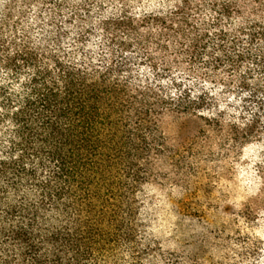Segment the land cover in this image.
<instances>
[{
    "label": "trees",
    "instance_id": "trees-1",
    "mask_svg": "<svg viewBox=\"0 0 264 264\" xmlns=\"http://www.w3.org/2000/svg\"><path fill=\"white\" fill-rule=\"evenodd\" d=\"M122 1L117 12L98 11L97 54L84 43L100 0L0 4V264H91L97 232L120 227L119 198L140 181L162 115L213 106L214 97L205 91L161 95L147 80L133 81V60L149 62L159 80L171 73L172 52L195 62L214 36L221 43L205 64L234 72L253 57L250 45L261 35L253 28L247 49L236 50L234 41L226 51V31L192 23V0H171L140 13ZM232 4L238 6L236 0L224 3ZM31 7L38 39L28 23ZM70 26L74 39L67 49ZM171 42L180 49L170 52ZM255 60L264 71V56ZM251 75L249 67L224 86L234 94L244 91L243 105L260 111L264 77ZM259 120L255 113L232 132L249 137ZM247 244V264H261L264 242L249 237Z\"/></svg>",
    "mask_w": 264,
    "mask_h": 264
},
{
    "label": "rangeland",
    "instance_id": "rangeland-1",
    "mask_svg": "<svg viewBox=\"0 0 264 264\" xmlns=\"http://www.w3.org/2000/svg\"><path fill=\"white\" fill-rule=\"evenodd\" d=\"M126 1L131 11L140 13L159 8L153 4L168 5L171 0ZM226 1L192 0L190 18L195 25L226 31L222 42L226 51L233 50L234 41L236 50L247 49L251 29L261 32L250 45L253 57L245 59L237 71L205 64L221 43L214 36L202 46L204 54L195 62L182 51L178 59L172 52L171 73L159 80L149 62L132 59L133 81L147 80L161 95L179 94L184 89L194 95L205 91L215 101L200 112L169 111L162 115L157 145L140 181L119 198L120 227L97 232L101 236L91 244L96 252L91 264H247L248 238L264 242L256 235L264 220V109L243 105L244 91L234 94L224 86L231 76L236 79L249 67L251 76L258 80L264 77L255 60L264 56V0H236L237 7L224 5ZM121 8L122 0L96 4L95 22L84 49L95 54L100 51L98 16ZM35 11V7L29 9L28 23L38 39ZM69 31L63 43L67 49L74 39V27ZM176 49L180 47L171 42L170 52ZM255 113L260 116L258 132L249 137L232 132L234 124L245 127ZM253 146L254 151L246 155L245 149ZM241 169L252 175L241 176ZM247 179L251 184L245 183Z\"/></svg>",
    "mask_w": 264,
    "mask_h": 264
},
{
    "label": "clouds",
    "instance_id": "clouds-1",
    "mask_svg": "<svg viewBox=\"0 0 264 264\" xmlns=\"http://www.w3.org/2000/svg\"><path fill=\"white\" fill-rule=\"evenodd\" d=\"M3 2H4V0H0V4H2ZM145 3H147V0H145ZM152 6L153 7H161L162 5L153 4ZM89 47H91V45H89ZM245 95H247V93H245ZM233 99H235V98L229 97V100H233ZM237 103H239V102L237 101ZM221 107H225V105H221ZM232 111H234V109ZM254 148H255V146L245 149L246 155L251 154L254 151ZM240 172H241V176L250 177V175H252L248 172H245L243 169H241ZM245 183L251 184V179L245 180ZM261 216L264 217V212L261 213ZM256 235L260 236L261 239H264V220L261 221V228L256 232ZM262 251H264V249H262ZM261 264H264V257L261 258Z\"/></svg>",
    "mask_w": 264,
    "mask_h": 264
}]
</instances>
